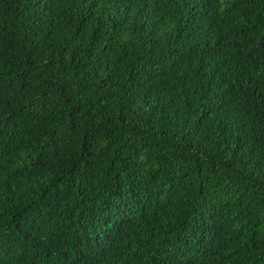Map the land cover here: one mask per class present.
<instances>
[{"label":"trees","instance_id":"16d2710c","mask_svg":"<svg viewBox=\"0 0 264 264\" xmlns=\"http://www.w3.org/2000/svg\"><path fill=\"white\" fill-rule=\"evenodd\" d=\"M0 264H264V0H0Z\"/></svg>","mask_w":264,"mask_h":264}]
</instances>
